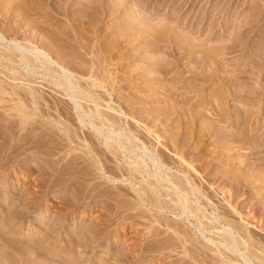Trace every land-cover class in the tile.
Listing matches in <instances>:
<instances>
[{
  "label": "bare ground",
  "instance_id": "bare-ground-1",
  "mask_svg": "<svg viewBox=\"0 0 264 264\" xmlns=\"http://www.w3.org/2000/svg\"><path fill=\"white\" fill-rule=\"evenodd\" d=\"M11 2L14 1L12 0ZM28 2L30 1L19 0L18 3L8 4L5 7V10L0 13V26L5 23V25L9 24L7 33L11 36L10 38L6 37L3 34V29L0 27V130L2 129L0 132V166L3 167L2 169L4 172L9 169L10 172L11 170L13 172L15 164L18 163L22 157L27 155V152L32 151L36 155L35 159L33 161L31 160L34 164L38 162H36V160H42V157H47L45 160L49 161L47 168L43 171L44 175L40 174L43 176L40 180H42V184H45L46 186L43 188L44 195H49L54 188V190H56V188L62 187V185L67 182H70V184L74 183V195L71 194L74 198L76 197L75 199H77V202L87 201V203L93 202L100 207L103 205L108 207L106 208V214L108 212V215L111 217L108 216L107 218H113L115 220L114 222H119L121 226H117L118 232H113L114 234L125 232L127 230L125 227L126 222H130L131 225H127V227H130L136 225L133 220L138 219L145 221L143 225L147 227V233L143 236L147 237L148 244H151L149 247L150 249L148 248L150 254L155 251H157V253L159 251L161 254H165L166 250L170 251L171 249L176 252L177 249H181L180 253L184 260L188 257L192 259L193 262L199 261L196 262L199 264L200 262L205 264H264V236L255 232L256 229L259 231L261 230V232L262 228L264 230V221H258L255 224L246 220L244 217L247 218L248 215H245L241 211L243 208L238 209L237 206L240 192L246 193V203H249L254 199L253 194L255 193L252 194V192L255 191L254 186L257 188V183L262 185L261 195L264 196V169H261V166H264V151L254 149V151H251L253 153H251L247 159H243L240 162L237 161L238 153L233 152L234 147H232V144H236V141L245 137L246 132L244 131L246 128L244 126L250 121L249 117L251 112L246 111V109L241 111L240 109L241 112L234 113V110H231V107L228 109L225 107L226 105L228 106L229 102L232 100V96L236 94L233 95L230 91L232 88L228 86V82L223 87L228 90L226 91V97L219 98V94L215 97L217 104L216 107L214 106L215 116L213 115V118H220V120L216 119L217 123L207 122L208 124L206 126L204 125L205 128H200L201 131H199L201 133L199 132L200 134L198 135H194V131L191 130V128L189 129L193 135L187 133L188 131L190 133V130L187 128L188 125L186 124L187 120H189L187 118L189 117L193 120L198 119V116H201L200 118H202V115H200L201 109L200 111L196 110L200 107L203 108V103H201L203 102L201 101L202 98L200 97V94L197 93V98H194L195 102L193 100L191 105L189 104L191 107L188 105L189 110L185 109L186 104L184 111L180 107H177L178 109L174 107L175 109L170 113L168 112L169 110L166 111L167 106H165V109L163 108L165 111L162 109H160L162 111H159L158 116L161 118L165 117L168 113H170V115H183V118L181 117L180 125L177 123V126L179 127H176L178 128L176 131H180L181 133L175 132V134H171L169 132L170 134H167L168 136L163 139L159 135L150 136L151 129L147 127L146 124L142 126L140 123L142 121L139 122L135 119L138 114L135 115L136 112L134 113V109L133 111H130V108L129 112H126L120 108L115 109L117 107H112V103H114L111 99L112 93L118 90L121 86H117L118 89L116 88L115 90L117 82L119 81H116L118 79L117 75L119 77V74H116L117 79L114 77L115 81L112 78L110 81V79L108 80L106 77L107 75H110V72L114 71L111 69V66L114 67L113 65H118V62L121 61L122 57H119V55H116L117 57H115L114 52L119 47L122 37L125 36H123V34L121 35V33L118 35L117 33V36L113 37V40L108 43H104V41L102 42L101 39V41L98 40L99 37L96 36L98 35L96 32L98 29L97 26L106 15V12L103 14L99 12L102 8V6H98L99 2L94 5V8L91 6V4H94L93 1H88L86 4L83 3L85 8L82 12L74 9V24L79 23L78 26L75 24L77 28L74 26V48L78 54L75 52L72 55L69 53L65 54V52L62 54L63 52H60L57 49L58 46L68 47L69 44L66 42L67 40L65 41V33L64 35L60 33L62 35L61 38L64 36L62 39H59V36H56L58 32H56L57 30L54 28L55 17L53 20L49 18V21L45 19L46 21L44 20L42 23H40L41 21L38 23L36 17L40 11H37L32 5L30 6ZM83 4L81 3V5ZM95 6L97 10L98 7L100 8L99 11L95 9ZM109 9L105 8V10H102L109 12ZM91 11H94L93 14ZM115 11L112 10L113 13ZM11 13H13V16H11ZM57 15L66 16L56 13V16ZM94 16L97 17L94 18ZM37 18L41 19L42 17L40 15V17ZM42 24L45 26H41ZM147 27L149 28L150 26ZM242 28L244 29V27ZM31 30H34L35 34L41 38L37 39L38 36L36 37L35 35L28 36L27 33ZM247 30L248 32L251 31L250 28H247L244 32ZM144 33L140 32L139 35L141 38L144 37L143 39H148L149 37L154 39V37L151 36L152 34L147 36L148 34L145 35ZM158 34H160V32ZM161 35H163L162 32ZM233 36L235 38L232 40L230 39L232 42L230 45H223V47L221 46V49L218 48L221 51L219 55L223 50L228 53L226 54L225 52L224 54L226 55L233 54L241 49L239 47L243 46L241 45L243 42H246V39H244L243 36L242 39L241 37L239 38L238 34L237 36ZM159 38H161V36H159ZM166 38H161L162 40H160L157 37V40L154 39V41L156 40L155 42L161 43L166 40L165 46H168L172 42L174 43V39L170 38L168 39L170 43L167 44L168 40ZM182 45L183 44H181V46ZM181 46L178 48L179 54H176L178 57L180 55L183 56L179 59L186 57L189 59L192 55H195L196 52L200 51H195V48H197L196 46L187 49H185L186 45L183 48H181ZM45 47L47 50H45ZM81 51H83V53H81ZM178 51L175 50V52ZM216 51L217 50H215V52ZM173 54H171V56ZM205 54L206 53L203 51V54H201L202 60L200 59L194 64L195 67H198V69L200 68V71L196 72L195 69H193L192 71H189V75L186 74L189 76L190 80L195 81V83H223L224 73L229 71L231 73L233 70L231 65L233 68L241 65L238 62L233 63L231 62L232 60H227L225 57H218L219 55L207 57ZM224 54L223 56H226ZM85 55L89 56L93 62V65L89 66L93 70L91 69V71L90 69H87L89 71L87 78L82 76L84 73L81 69H74V72H71L66 70L61 64L63 56H65V58L69 57L78 60ZM84 60L86 59L84 58ZM227 61H230L231 65ZM257 61L256 63L252 61V65L254 64L253 68L260 66L257 64ZM166 63L164 62V65L162 64L163 66L161 67L158 65L160 67L158 68L159 72H162L164 76L162 73L160 75L164 78L165 76L167 77V75L170 76L171 68L175 67L172 63L171 65H169L168 62ZM201 63L203 65H200ZM208 63L212 66L208 69L209 73L205 74V71H202ZM221 63L223 64L221 66L223 68L219 67ZM153 65L157 66V64ZM242 67L243 66H241V68ZM261 67L264 66L261 64ZM176 68L177 67H175V69ZM110 69L113 71H110ZM115 70L117 71L118 68H115ZM177 70L179 69L174 71ZM260 70L264 71V68H261ZM201 72L204 73V75ZM115 73L119 72L112 73L113 76ZM252 73H254V71ZM110 76L113 77L112 75ZM39 80L41 82L47 81L52 83V85L57 88L56 91L60 90L61 92L57 91L55 94H50V98H47L43 91L33 86ZM247 93L248 91L245 95H247ZM260 94L263 95L264 90H262ZM180 110L182 111V114L180 113ZM147 115H149V113H147ZM150 115L154 114L151 113ZM234 117H240L242 121L236 122V124L235 122L232 123V121H230L232 124L230 126L229 118L231 119ZM62 118L64 120H62ZM190 121L187 123L190 124ZM204 123L205 122L202 124ZM223 123H229V126L226 125L228 126V130L226 131L225 128V133H220L218 129L222 127ZM261 125L262 128H264V121ZM217 131L219 132L217 135L221 134L222 136L221 139L220 137H217L221 142L220 140L219 142L217 140V144L214 148L215 150L209 152V154L204 153L205 137L207 135H213V133ZM185 132L190 136H184ZM257 133H259V131ZM258 136L259 134H257L256 138ZM167 138L170 139V143L172 142V146L176 149V153L173 155L169 154L170 151L168 149L169 147H167ZM193 141L195 147L192 152H189L193 154V158H188L186 156L188 154L185 153L188 149L186 146ZM63 150H65L64 152L68 151L67 153L81 151L82 155L77 154L69 157L67 156L69 154H65V157L58 158L57 156H59V152ZM218 155L226 157L230 166L234 168L229 167L228 169L225 168L221 170V172H216L215 174H212L211 178L209 177L211 179L210 181L206 178L207 181L203 182L208 167L210 166L209 164L214 161ZM194 159L199 165H194ZM25 162L26 161H24V163ZM20 168L21 170L23 169L22 167ZM25 168L29 169L30 165L28 166L27 163H25L24 169ZM30 176L32 177L31 173ZM70 184H68V186ZM217 184H219L218 187H222V190L220 189L221 192H224L221 194L223 197V202H221V204H219L220 202L214 203L213 201V198L215 199V197H217L216 189L218 187L215 186ZM104 185L106 186L103 187ZM71 188L72 187H70V189ZM220 190L218 189V191ZM40 192L41 191H36L33 193L34 195L32 198H37ZM225 194L228 196L226 197ZM109 201H112L113 203H109ZM77 202L75 201L74 203ZM34 203L35 202H33V205ZM257 203H255V205ZM245 205L247 204H244L242 207L246 208ZM252 207L250 208L252 209ZM262 207L264 208V206ZM263 208H261V206H256L255 209L251 210L253 214H255L253 217H256V213H258L257 211L260 212L262 217V214H264ZM75 209L74 214L76 215ZM86 214L87 212L82 213L81 216L85 217ZM184 218L188 221L190 219L192 220L190 222H192L194 230L197 231L196 233L202 238L203 242L199 241L200 238L195 237V232L192 233L193 230H189L184 223H182ZM75 219L76 218H74V220ZM33 221L36 224L41 222L36 218ZM82 222H84L83 219ZM257 224H259V226ZM77 225L78 224H76V226ZM104 226L108 227L107 225ZM160 227L163 228V230H161ZM103 229L101 230L102 232L99 233L101 238L105 237L103 233L106 232V228ZM94 235H97V233ZM115 235L112 236V238H115ZM48 236L47 238L44 237L46 238V241L44 242L45 239H37V233H34L33 236H29V240H25L24 238L21 242L22 244L17 241V243L14 242V245H12L9 239L7 240L0 237V255H3V258H5L4 260H6V263L4 261V264H53L54 259H52L51 256H59L60 254L69 256V259H74V264H76L75 262L78 261L77 259L81 256L84 249L86 250L87 248L85 247L88 244L87 238L85 239L82 238V236H79L78 239L74 241V245H71L70 248L63 247L61 250H55V248L54 251H52L49 247H44V244H49L48 241L50 238L48 239ZM99 236L98 238H100ZM150 238H152V240H150ZM51 240L52 239H50V241ZM148 244L146 243L145 245L148 247ZM154 245H158V248ZM136 249L138 250V248ZM161 251H164L165 253ZM207 251L212 254L207 253ZM152 256H154V253ZM107 257L111 258L112 256L111 254H106L104 258L106 259ZM119 260L121 259L119 258ZM142 260H144V258ZM163 260L164 259L161 257L156 261H161L162 263ZM99 262L100 264L105 263L102 259H100ZM178 262L177 264H179ZM135 263H139V260H136ZM185 264H190V261Z\"/></svg>",
  "mask_w": 264,
  "mask_h": 264
},
{
  "label": "rangeland",
  "instance_id": "rangeland-1",
  "mask_svg": "<svg viewBox=\"0 0 264 264\" xmlns=\"http://www.w3.org/2000/svg\"><path fill=\"white\" fill-rule=\"evenodd\" d=\"M8 1L11 2L12 0H0V13H2L5 10V7L8 4L18 3L19 0H13L14 2H11V3H9ZM29 1L30 2H28V4H30V6L32 5L35 9H37V11H40V12H38L39 14L37 15V17H40V15H41L42 18L40 19V18L36 17V19H38V20H36L38 23L40 21H41L40 23H42L45 19L48 21L50 19L53 20V18L55 17L54 18V20H55L54 21V25H55L54 28L57 30L56 32L59 33V34L57 33L56 36L57 37L59 36L58 37L59 39H62L65 36L64 37V38H66L65 41L67 40L66 42H68V44H69L68 47H59L58 46L57 49L60 52L62 51L63 52L62 54H64V52H65V54L69 53L71 55L74 54L75 52H76V54H78V52L75 51L76 49L74 48V28L76 27V25L78 26L79 23L78 24L75 23L76 25L74 24V9H77L78 11L82 12V10L85 8L83 3L86 4L88 1H93L94 4H91V6L93 8H94V5L96 3L98 4V2H99V4H101V5L98 4L99 7L102 6L101 9L98 7V10H97L96 6H95V9L97 11H99V9H100L99 12H101L102 14L106 12L105 13L106 18L103 16L104 18L102 19V21L97 26L98 29L96 32L98 35H96V36L99 37L98 40L101 39L102 42L104 41V43H108V42H111L113 40V37L117 36L116 35L117 33H118V35L121 33V35L123 34V36H125V37H122V39L120 40L119 47L114 52L115 57H117L119 55V57L121 56L124 59L121 58V61L118 62V65L120 64L119 67L116 64L113 65L114 67L111 66V69H113L114 71L110 69V71H113V72H110L109 74L113 76L112 73H114V72H119V73H115V75L113 77H111L110 75H107V77H106L108 80L110 79V81H111V78L112 79H114V77H115V79L118 78L116 81H118V80L119 81L117 82L115 90H116L117 86L119 87L121 85L119 87V89L117 88L118 90H116L112 93L111 99H112V102H114L112 104L113 105L115 104L114 106L112 105V107L113 108L117 107L115 109L120 108L126 112H129L130 108H131L130 111H133V109H134V113L136 112L135 115L136 114H138V116L140 115L139 117L138 116L135 117V119L139 122L142 121V122H140L142 126L144 124H146V126L151 129L150 136L151 135H153V136L159 135L163 139V138L167 137L170 133L175 134V132H177L176 130L178 129L176 127H179V126H177V123L180 125L181 117L183 118V115H181V116H179L177 114H171L170 115L171 111L173 112V110L177 107L182 108L184 111L186 104L187 105H186L185 109L189 110L188 105L189 104L191 105V102H193V100L195 102L194 98H197V93L200 94V97L202 98L201 101H203V102H201V103H203V106H202L203 108L200 107V108L196 109L199 111L201 109L200 115H202V118H200L201 116H198L201 120L200 121L199 118L196 120H193V119L188 117L187 119H189V120H187V122H189L190 120L192 122L190 121V124H188L186 122V124L188 125V127L187 126L186 127L188 129L191 128V130L194 131V135H198L201 133L200 128L201 129L205 128V126L208 123H217V120H220V118H218V117L213 118L215 116L214 113H215V107L217 104V100L215 99V97L218 94H219L218 95L219 98H223V97L225 98L226 97V94H227L226 91H228V90L226 88H223V87L228 82V86L230 88H232V89H230V91L233 93V95L235 93L236 94L234 96H232V100L229 102L230 105L228 104V106L226 105L225 107L227 109L231 107V110H234V113H237V112L239 113L244 109H246V111H248V112H251L250 117H249L250 121H248V124L246 126H244L246 128L244 131V132H246L245 137H244L245 139L242 138V139L236 141V144L235 143L232 144L233 145L232 147H234L233 152L238 153L237 161L240 162L243 159L244 160L247 159L248 156H250L251 153H253L251 151H254V149L264 151L263 150L264 149V143H263L264 142V139H263L264 138V130H263L264 128H262V125H261V124H263V121H264L263 120L264 119V117H263L264 116V94L263 95L260 94L262 92V90H264V71L260 70L261 68L262 69L264 68V67H261V64L264 66V33H263L264 32V15H263L264 14V11H263L264 10V0H139V1L138 0H101V1L100 0H98V1L97 0H88V1H86V0H29ZM94 1H96V2H94ZM81 3L83 5H81ZM103 6L106 9L111 8V9H109L110 13L107 11H103L102 9L105 10V8ZM112 10L113 11L116 10L117 12L115 11L113 13ZM93 12H92V14H93ZM40 13H42V14H40ZM56 13L63 14L66 16H62V15L56 16ZM101 13H100V15H101ZM111 14H112V16H111ZM11 16H13V13H11ZM43 16H44V18H43ZM101 16H99V17H101ZM95 17H97V16H94V18ZM257 17H258L260 22L258 21ZM255 18H256V20H255ZM145 21H146V23H145ZM254 21H256V22H254ZM5 24H2L0 26L4 32L2 30L1 31L3 32V34L6 37L10 38L11 36L7 33V30L9 29L8 28L9 24H7V25H5ZM146 24H147V26H150L153 30L150 27L148 28L146 26ZM245 25H246V27H245ZM41 26H43V24ZM144 26H145V29H144ZM242 27H244V29ZM123 28H124V30H123ZM247 28H250L251 31L248 32V30H249L248 29L247 31L244 32V30ZM155 29L156 30L158 29L159 31L158 30L156 31ZM169 29H170V31H169ZM139 30H140V32H143V33L145 32L144 33L145 35L148 34L147 36L152 34L151 36L154 37V39H156L157 37L160 40H162L166 37H167L166 38L167 40L170 38L174 39V43L172 42L168 46H165L166 40L162 41L161 43H157V42H155L157 39L155 41L153 38H149V37H148V39H146V38L143 39L144 37L141 38L139 35L140 34ZM147 30H149V31H147ZM50 32H51V30H50ZM148 32H151V33H148ZM159 32H160V34H158ZM161 32L163 35H161ZM60 33L62 35H64V33H65V35L61 38L62 35ZM126 34H128V35H126ZM237 34H238L239 38L241 37V39H242L244 37V39H246L245 40L246 42L245 43L243 42L244 44L243 43L241 44L243 46L239 47V48H241L240 50H238L239 52L236 51L233 54L226 55L228 53L223 50L222 53L224 54L226 52V54H224L226 56H223L222 53H221L222 55L221 54L219 55V53L221 52L219 49H221L223 47V45L224 46L230 45L232 43L231 40L235 38L233 35L237 36ZM27 35L28 36L35 35L36 37L38 36L35 34L34 30L28 31ZM159 36H161L162 39L159 38ZM162 36H165V37H162ZM126 37H127V39H126ZM139 37H140V39H139ZM40 38L41 37H39V36L37 37V39H40ZM123 40H124V42H123ZM228 41H230V42H228ZM182 42H185V43H182ZM126 43H127V45H126ZM168 43H170L169 40L167 41V44ZM131 44H132V46H131ZM181 44H183V45L181 46ZM178 45H180L181 48H183L186 45L185 49L196 46L197 48L194 47L195 51H198V50H200V51L196 52L195 55H192L189 59L187 57L183 58V59H179L180 57L182 58L183 56L182 55H180L179 57L177 56L179 54L178 48L180 47ZM198 47H200V48H198ZM201 48H202V50H201ZM45 50H47L46 47H45ZM175 50H177L178 52H175ZM215 50H217L216 52L218 54L215 52ZM203 51L206 53L205 55H207V57H210L212 55H214V56L219 55L218 57H225V58H227V60L228 59L230 61L232 60L231 62H233V63L238 62L241 65H239V67L233 68L231 65V62L227 61L230 63L231 68L234 71L230 68L232 70L231 73L229 71L227 73H224V75L222 74L223 78H224L223 83H221V82H216V83L215 82H209L206 84H203L201 82L195 83V81L190 80L189 76H187V75H189L188 74L189 71H192L193 69H195L196 72L200 71V68L198 69V67H195L194 64L197 63L196 61H198L200 59L202 60L201 54H203ZM149 52H151V53H149ZM81 53H83V51H81ZM213 53H215V54H213ZM171 54H173V55L171 56ZM122 55L123 56L125 55V56L123 57ZM84 58L86 60H84ZM166 58H168V59H166ZM176 59H178V60H176ZM91 60L92 59L86 55L83 56V58L81 57V59H78V60H76L74 58L71 59L69 57L65 58V56H63L61 59V64L63 65V67L66 70L71 71V72L72 71L74 72V69H77V70L81 69V71L84 73V74H82V76L87 78L88 72H89L87 69L91 70L92 68H90L89 66L93 65V62ZM169 60H170V62H169ZM251 60L255 63L258 60L257 64H259L260 66L253 68L254 64L252 65L253 62ZM164 62L165 63L168 62L169 65H171V63L173 66L175 65V67H177L176 69H179V70H177L178 72L174 71L176 69H175V67L172 66L173 67V68H171L172 70L169 69V70H171L170 76L167 75V77L165 76V78L162 77V75L164 76V74L162 72H159L158 68L163 66ZM203 62H204V60H203ZM153 64H155V65L157 64V66H154ZM200 65H203V64L201 63ZM222 65L223 64L221 63V65L219 67H221ZM152 66H154V67H152ZM211 66L212 65H210L208 63V65L205 66V68L203 69L202 72L205 71V74H208L209 73L208 69H210ZM241 66H243V67L241 68ZM259 67H261V68H259ZM115 68H118V70L116 71ZM221 68H223V67H221ZM162 71L164 72L163 69H162ZM253 71H254V73H252ZM161 73H162V75H160ZM116 74H119V77L117 75V78H116ZM202 74L204 75V73H202ZM250 74H252V75H250ZM115 79H114V81H115ZM33 86H35L36 88L43 91L47 98L48 97L50 98V94H53V93L55 94V93H57V91L58 92L60 91V90L56 91L57 88L54 87L52 85V83L47 82V81L41 82L39 80ZM259 89H261V90H259ZM241 90H243V91H241ZM245 91L246 92L248 91L247 95H245L246 94ZM257 91H258V93H257ZM257 94H259V95H257ZM189 96H191V97H189ZM174 99H175V101H174ZM190 105H189V107H191ZM165 106H167L166 111L169 110L168 112H170V113H168V114L170 116L167 114L166 115L167 117L166 116L162 117L163 118L162 119L158 115H159V111H162L163 108L165 109ZM160 109H162V110H160ZM240 109H241V111H240ZM163 111H165V110H163ZM181 112L182 111L180 110V113ZM147 113H149V115L151 113L154 115H150V117H149V115H147ZM180 113H178V114H180ZM251 115H252V117H251ZM142 117H143V119H142ZM234 118H236V119H234ZM234 118H231V119L229 118V123H230V121H232V123L235 122V124H236V122L242 121V119L240 117L239 118L234 117ZM62 120H64V119L62 118ZM203 122H205V123L202 124ZM229 123L228 124L223 123L225 126L222 124V127H220L218 129V131L220 133L221 132L225 133L224 132L225 128L227 131L228 130L227 127L229 126ZM226 125H228V126H226ZM231 125L232 124L230 123V126ZM188 129H187V131H188ZM1 130H0V132H1ZM191 130H190V133H189V131L188 132L186 131V132L190 135L191 134L193 135V133H191ZM218 131L214 132L215 134L213 133V135L211 134V135H207L208 137L207 136L205 137V143H204V149H203L204 153L209 154V152H212L215 150L214 148H215V145L217 144V140L219 142V140L222 137L221 134L217 135L219 133ZM256 131L257 132L259 131V133H257ZM179 132H177V133H179ZM186 132H185V134L183 133L184 136L187 135ZM256 133L259 134V136L257 138H256V136H257ZM255 134H256V136H255ZM190 135H187V136H190ZM217 137L218 138L220 137V139H218ZM169 138H170V136H169ZM169 138H167V140H168L167 147H169L168 149L170 151V153H169V151H168V153L170 155H173L174 153H176V149H174V147L172 146V142L170 143L171 138L170 139ZM0 142H1V139H0ZM220 142H221V140H220ZM193 143H194V141L189 143L188 146H186V147H188V149L185 151V153L188 155H186V154L185 155L188 158H191V157L193 158V156H192L193 154L189 153L190 151L192 152V150L195 147V143L194 144ZM64 151L65 150L60 151L61 153L59 152V156H57V157L63 158V157H65L64 156L65 154L66 155L69 154V155H67L69 157L77 155V154L82 155L81 151H79V150H78L79 152L76 151V152H72V153H67L68 151H66V152H64ZM26 154L27 155L22 157V159H20V161L15 164L13 172H12V170L10 172L9 171L10 169L8 171L4 172V170L2 169L3 167L0 166V237H3L4 239H7V240L9 239L11 241L12 245H14V242L17 243V241H18V243H21L22 240H24V238H25V240H29L28 239V238H30L29 236H33L34 233H37V239L41 240L43 238V239H45L44 242L46 241V238L49 235L48 239L50 238L52 240L50 241V239H49V241H48L49 244L48 243H46V245L44 244V247H47V248L49 247L50 250L54 251L55 248H56L55 250H59V249L61 250V248H63V247L70 248L71 245H74V241L77 240L79 236H82V238H85V239L87 238L88 244L85 246V247H87L86 250L84 249L81 256L77 259L78 261L75 262L76 264H100V262H99L100 259L104 260V262L106 264H159V263L160 264H163V263H165V264L176 263L177 264L178 261H179L178 262L179 264H183V262L185 264L186 262H189V261H190V264L191 263L192 264H199V263H196L199 261L193 262V260L188 258V257L184 260V258L182 257V255L180 253L181 249L180 250L177 249L176 252L171 250V249H170L171 252L168 250H166V253L164 251H161L165 254H161L159 251L157 253V251H155L156 253L155 252H153V253H154V256L156 258L154 256H152L153 253L150 254L148 252V248L151 246V244H148L147 237L143 236V235H145V233H147V227L145 225H143L145 221H141L138 219L133 220L134 223H136V225H133L130 227H127V225L128 226L131 225L130 222H126L125 227L127 230L125 232H122V233L119 232L120 234L115 233L116 234L115 235L113 232H118L117 230H118V227L120 226V224H119V222L115 223L114 222L115 220L113 218H110L111 216L108 215V212L106 214V211H107L106 208H108V207H106L104 205L103 206L101 205L102 207H100V206H97L93 202L87 203V201L77 202V199H75L76 197L74 198V196H73L74 195V187H73L74 183L70 184V182H67L66 183L67 185L63 184L62 187L56 188V190H54L55 189L54 188L53 191H51L49 193V195H44L43 194V191H44L43 188H45L46 186H45V184H42V182H41L42 180H40V179L43 177L42 176V175H44L43 171H44V169L47 168V164H49L48 163L49 161L45 160V158L47 159V157H42V160H36V162L37 161L38 162L36 164H34L32 162L36 156L34 154V152H32V151L27 152ZM32 156H34V157H32ZM25 159H27V160H25ZM28 160L30 162H32L33 164L30 163ZM24 161H26L25 163H27L28 166L30 165L29 169H26V168L24 169V164H25ZM194 165H199L198 163L195 162V159H194ZM209 165L210 166L208 167L207 174H205V178L203 176V178H204L203 182L207 181V180L210 181L212 174H215L216 172H221V170H223L225 168L228 169L229 167H232V166H230L227 158L220 156V155H218L217 158H215V160L212 161ZM20 167H22L23 169L21 170ZM263 167L264 166L262 165L261 169H264ZM232 168H234V167H232ZM259 168H260V165H259ZM16 171H18L19 173ZM30 173H31L32 177L30 176ZM40 174H42V175H40ZM263 176H264V173H263ZM206 178H207V180H206ZM68 184H70V185L68 186ZM39 185H41V186H39ZM211 185H212V183H211ZM218 185L219 184H217L215 186L218 187ZM67 186H68V188H67ZM105 186L106 185H104L103 187H105ZM256 186H257V188L254 186L255 191L252 192V194L255 193V194H253L254 199L251 200V201L254 200L253 201L254 203L251 201L249 203H246V197L247 196H246L245 192H244L245 194L240 192L239 198L237 200L238 209L243 208V210H241V211L245 215L246 214L248 215L247 218L246 217H244V218L246 220H249L252 223H255V224L258 221L259 222L264 221V217H263L264 214H262V217H261L260 212L257 211L258 213H256L257 214L256 217H253L255 214H253V212L251 211V210L255 209L256 206H259V207L261 206V208H263L262 206H264V203H263L264 196L261 195L262 185L257 183ZM70 187H72V188L70 189ZM213 187H214V184H213ZM218 189L222 190V187L220 186L216 189L218 193L216 192L217 197H215V199L213 198V201H214V203L220 202L219 204H221V202H223L222 201L223 197L221 194L224 192H221V190L218 191ZM212 190H213V188H212ZM36 191H41V192L38 194L37 198L36 197L32 198V196L34 195L33 193H35ZM225 196L227 197L228 195L225 194ZM253 196H252V198H253ZM16 200H18V201H16ZM75 201L77 203H74ZM33 202H35L34 205H33ZM111 202L112 201H109V203H111ZM255 203H257V204L255 205ZM244 204H247V205H245L246 208L242 207V206H244ZM31 205H32V208H31ZM74 205H75L76 209H75ZM27 206H28V208H27ZM252 206H254V207H252ZM250 207H252V209ZM102 208H103V210H102ZM74 209L76 210V215L74 214ZM101 211L105 212V213H102ZM208 211H210V210H208ZM86 212H87V214L85 215V217L81 216L82 213H86ZM14 215H15L16 219H15ZM105 215H107V216H105ZM108 216H110V217L107 218ZM35 218L40 220L41 222L37 223V224L34 223L33 220H35ZM74 218H76V219L74 220ZM82 219L84 222H82ZM80 220H81V222H80ZM106 221H107V223H106ZM184 221H186L187 223ZM190 221H192V220L190 219L188 221V220H185V218H184L182 220V223H184V225L189 230H191V231L193 230L192 233L195 232L194 235L196 238H200L199 235L196 233L197 231L194 230V228L192 226V222H190ZM127 223H129V224H127ZM76 224H78V225L76 226ZM104 225H107L108 227H105ZM257 225L259 226V224H257ZM189 226H191V227H189ZM103 228H106V230H105L106 232L103 233V235L105 237L101 238L99 236L100 235L99 233L102 232L101 230ZM107 228H108V230H107ZM160 229L163 230V228H161V227H160ZM255 232L264 236L263 228H262V232H261V230L259 231L258 229H256ZM96 233L100 238H98L97 235H94ZM91 234H92V236H91ZM113 234L115 235V238H112V236H114ZM141 236H143V237H141ZM44 237H46V238H44ZM150 240H152V238H150ZM199 241L203 242L202 238H200ZM146 243L148 244V247H147V245H145ZM155 247L158 248V245H156ZM136 248H138V250ZM132 250H134V251H132ZM207 253L212 254L211 252H208V251H207ZM106 254L107 255L111 254L112 259L108 258V257L105 259L104 257L106 256ZM99 255H101V256H99ZM0 256H1L0 257V260H1L0 263L4 264V261L6 263V260H4L5 258H3V255H0ZM117 256L121 260H119V258ZM160 256L164 259L163 260L164 262L162 261V263H161V261H156V260H159L161 258ZM51 258L54 259L53 264L54 263L55 264H74V259L73 260L69 259V256H67L65 254H60L59 256L58 255L51 256ZM143 258H144V260H142ZM157 258H159V259H157ZM169 258H170V260H169ZM57 259H58V261H57ZM109 259H110V261H109ZM117 260L120 262H118ZM136 260L137 261L139 260V263H135ZM154 260H155V262H154ZM151 261H152V263H151ZM200 264H205V263L200 262Z\"/></svg>",
  "mask_w": 264,
  "mask_h": 264
}]
</instances>
